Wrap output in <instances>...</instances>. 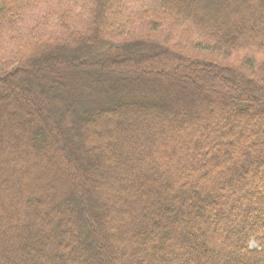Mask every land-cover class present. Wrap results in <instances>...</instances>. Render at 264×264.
I'll list each match as a JSON object with an SVG mask.
<instances>
[{
    "label": "trees",
    "instance_id": "1",
    "mask_svg": "<svg viewBox=\"0 0 264 264\" xmlns=\"http://www.w3.org/2000/svg\"><path fill=\"white\" fill-rule=\"evenodd\" d=\"M0 264H264V0H0Z\"/></svg>",
    "mask_w": 264,
    "mask_h": 264
},
{
    "label": "rangeland",
    "instance_id": "2",
    "mask_svg": "<svg viewBox=\"0 0 264 264\" xmlns=\"http://www.w3.org/2000/svg\"><path fill=\"white\" fill-rule=\"evenodd\" d=\"M111 13H112V12L110 11L109 14H111ZM251 247H255V245H254V244H251Z\"/></svg>",
    "mask_w": 264,
    "mask_h": 264
}]
</instances>
